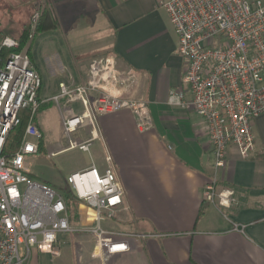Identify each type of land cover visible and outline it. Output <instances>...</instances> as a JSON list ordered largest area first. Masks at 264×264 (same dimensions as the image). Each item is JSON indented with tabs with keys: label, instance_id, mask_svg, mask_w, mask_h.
<instances>
[{
	"label": "crops",
	"instance_id": "obj_1",
	"mask_svg": "<svg viewBox=\"0 0 264 264\" xmlns=\"http://www.w3.org/2000/svg\"><path fill=\"white\" fill-rule=\"evenodd\" d=\"M167 1L37 0L36 8L53 4L66 20L86 19L71 35L86 38L88 49L76 61L78 78L61 83L63 88L73 90L87 83L91 62L113 57L120 82L110 90L146 101L151 123L140 130L135 115L124 109L86 119L83 124L93 126L92 139L71 140L91 141L85 151L90 153L94 141L100 140L93 149L99 147L105 163L92 164L101 172L111 166L125 188L123 203L113 217L107 216L119 218L113 223L102 217L103 212L108 215L103 209L100 227L114 240L127 242L129 249L105 250L97 256L95 237L79 230L73 231L72 244L64 246L58 237L55 255L34 251L25 264H264V114L253 120L251 155L242 157L231 144L225 167L216 172L203 119L193 108L168 103L172 90L183 91L186 100L192 95L184 80L188 61L178 51V35L163 6ZM43 86L44 80L39 100ZM64 98L67 106L75 101ZM63 112V125L65 119L80 115L70 107ZM108 155L111 163L106 161ZM84 169H73L71 174ZM215 174L218 189L236 191L237 202L231 207L204 199L205 186ZM79 212L78 221L71 219L73 228L96 223V209L82 202Z\"/></svg>",
	"mask_w": 264,
	"mask_h": 264
},
{
	"label": "built area",
	"instance_id": "obj_2",
	"mask_svg": "<svg viewBox=\"0 0 264 264\" xmlns=\"http://www.w3.org/2000/svg\"><path fill=\"white\" fill-rule=\"evenodd\" d=\"M179 39L178 51L188 61L185 82L192 98L172 90L168 103L193 108L205 123L208 144L214 154L216 172L226 165V150L238 147L242 157L255 149L253 120L264 114V1L263 0H168L163 3ZM39 15L34 17L37 22ZM35 26L28 38L34 37ZM120 71L113 57L94 59L87 83L73 90L63 88L56 96L80 100L85 112L64 120L68 133L86 119L130 110L137 126H150L147 102L116 95ZM42 76L28 47L6 36L0 41V264H25L32 249L55 255L58 235L86 231L96 239L95 255L126 251L129 244L114 240L100 227V212L114 216L123 203L125 188L110 166L101 172L95 164L68 176L77 198L97 210V221L86 228H73L65 196L50 185L26 174L27 156L36 154L42 138L34 123L39 109ZM31 110L25 136L19 148L6 152L9 135L20 124V113ZM89 151L91 141L71 143ZM108 163L112 157H106ZM218 175L205 186L204 199L222 207L237 202L233 188L218 189ZM84 203V202H83Z\"/></svg>",
	"mask_w": 264,
	"mask_h": 264
},
{
	"label": "rangeland",
	"instance_id": "obj_3",
	"mask_svg": "<svg viewBox=\"0 0 264 264\" xmlns=\"http://www.w3.org/2000/svg\"><path fill=\"white\" fill-rule=\"evenodd\" d=\"M36 5L37 0H0V41L6 36L21 38L28 29L30 34L33 27L36 28L37 22L40 21L44 8L48 9L56 19V28L37 32L34 28V37L27 44V47L30 48L31 58L37 65L36 68L38 67L42 72L44 86L40 106L34 119V123L41 130L43 137L32 138L39 145V151L27 156L25 165L28 176L38 182L50 185L66 197L68 192H74L72 185L68 182V176L73 169H84L92 165L93 162L100 165L105 161L100 156L99 147L98 151L94 150V147L100 144V140L94 141L95 146L91 153L79 148H68L71 145V140L81 142L92 139L93 126L83 124L79 130L68 134L63 125L64 108L70 107L75 114H81L85 108L80 100H75L67 106L65 104L67 98L61 99L60 105L55 99V95L60 94L63 90L61 83L68 84L73 77L78 78L76 61H79L82 52L88 49L85 48L89 42L84 41L87 40L86 38H79L71 33L79 32L86 19L66 20L63 15L61 16L60 9H56L53 4H43L45 5L43 8H36ZM78 9L79 7L70 8L73 12H78ZM36 15L39 16L37 22L34 23ZM44 96L49 97L45 102H43ZM55 151L57 152L54 153ZM82 202L85 203V201ZM102 217L111 219L113 223L119 218L118 215L115 219L107 218L106 212H103ZM72 233H59L58 237L64 246L67 243L72 244ZM34 251H36L35 248L32 249V254Z\"/></svg>",
	"mask_w": 264,
	"mask_h": 264
},
{
	"label": "trees",
	"instance_id": "obj_4",
	"mask_svg": "<svg viewBox=\"0 0 264 264\" xmlns=\"http://www.w3.org/2000/svg\"><path fill=\"white\" fill-rule=\"evenodd\" d=\"M56 27H57L56 19L52 16L51 12L48 9L44 8L40 16V21L37 22L36 24V28H35L36 32L40 30H49V29H53ZM29 32H30L29 29L26 30L23 36L20 38L21 49L27 47V44L29 41V38H28ZM28 50L30 53V48H28ZM20 116H21L20 124L14 127L9 135L6 152L13 153L19 148L25 136L26 127L29 123L30 116H31V110L22 111L20 113ZM65 199L68 205L70 218L78 221L80 218L79 205L82 202L77 198V196L75 195L73 191L68 192Z\"/></svg>",
	"mask_w": 264,
	"mask_h": 264
},
{
	"label": "bare ground",
	"instance_id": "obj_5",
	"mask_svg": "<svg viewBox=\"0 0 264 264\" xmlns=\"http://www.w3.org/2000/svg\"><path fill=\"white\" fill-rule=\"evenodd\" d=\"M96 214H94V216H95ZM97 217V216H96Z\"/></svg>",
	"mask_w": 264,
	"mask_h": 264
}]
</instances>
